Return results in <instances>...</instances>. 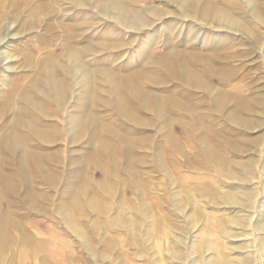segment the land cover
Here are the masks:
<instances>
[{"label":"rangeland","instance_id":"1","mask_svg":"<svg viewBox=\"0 0 264 264\" xmlns=\"http://www.w3.org/2000/svg\"><path fill=\"white\" fill-rule=\"evenodd\" d=\"M260 1H193L229 12L247 32L202 20L175 0H56L43 22L23 30L28 12L21 14L0 63V104L37 75L41 59H58L68 46L79 49L82 74L60 112L45 98L53 141L32 139L36 158L25 172L3 142L12 117L6 110L0 119V264H264V114L258 110L252 118L262 124L246 130L213 109L218 93L264 94ZM164 54L202 75L215 94L169 74L161 82ZM127 77L160 103L181 100L191 111L140 110L126 93L140 121L129 122L120 94ZM90 117L96 127L72 142L71 119L85 125Z\"/></svg>","mask_w":264,"mask_h":264},{"label":"bare ground","instance_id":"2","mask_svg":"<svg viewBox=\"0 0 264 264\" xmlns=\"http://www.w3.org/2000/svg\"><path fill=\"white\" fill-rule=\"evenodd\" d=\"M175 1L178 3L181 2V4L185 5L184 7L186 11H192L194 15L196 16L199 15L200 17H202V20L204 19L207 22L218 25L225 24V26H227V24H229V27L231 29H238L247 32V28H245L242 25V23L238 22V20L236 21L235 19H232L229 12H225L220 8L218 9V7L216 6H212V5L204 6L202 5V3L196 4L195 2H193L194 0H175ZM55 3L56 0H0V50H1L0 63L2 60L6 61L9 56L7 51L9 47V40L7 39L8 37L11 36L12 38H15L17 36L13 33L14 31L13 28L15 26L14 24L18 23L19 19L21 18L22 16L21 14L24 11L28 12L27 18L24 20V22H22V24L19 25L20 29L23 30L27 28L28 29L35 28V26H37V22H40V19L37 20V18L41 17V22H43L42 15L45 14L47 11H49L50 8L52 10L53 9L52 5ZM256 4L258 7V3ZM122 13L123 12H121L120 14L122 15ZM262 14L263 12L261 13V11L256 10L255 18L258 20L259 23L264 22ZM7 21H9L8 24ZM45 28H48L47 29L49 30L48 32H51L53 25H48L46 23ZM73 28L74 27H72V29ZM7 32L8 34L6 38L1 37L3 33H7ZM255 37H256L255 39H257L258 41L261 39V37L258 36ZM66 40L67 42L69 40L72 41V38L70 39L68 38ZM78 50L79 49L77 47L68 46L64 48V51L61 53L58 59H53V58L41 59L40 62L38 61L39 62L38 66L41 68L36 70V72L38 71L37 75L35 74H34L35 76L32 75L33 77H31L32 79H30L29 82L28 80L30 77H28L26 79L28 83L27 82L25 83L26 80H24L22 83L12 86L11 90L9 91V97L7 96V98L5 97L4 99H2V103L0 104L1 106L0 119L4 120V118L6 117V114L4 112L7 110V117L8 118L10 116L12 117L13 125H14L13 126L14 128L11 129L10 132L11 133L10 139L4 138L3 142L10 148V152L12 154L19 155L18 166L20 171L22 172L26 171L27 163L35 162V158H36L35 154L33 151L29 150L32 139L35 138L40 139L43 142L53 141L52 138L54 136V133L52 127L44 125L45 118H47V115H43L44 114L43 106L46 103V99L48 101L49 98V102L54 104L58 108V111L60 112L63 109L64 104L67 102L68 96L71 95V93L73 94L75 92V88L78 86L82 74V73L80 74L81 71L79 67L80 62H78L79 58L77 56ZM51 52H47V53H51ZM64 58L66 62L63 65L58 60ZM33 59L34 57L30 58L29 60L32 61ZM32 63L37 64V62H32ZM157 64L161 67L162 70L163 77L160 78L161 82H163L164 80H168L167 78H165L164 75L169 74V76L174 80H184L186 85L189 87V89L195 88V89L205 90L206 92H208V94H210V96H213V94H215L213 93L214 90L213 87L208 83H206L205 81H203V79L201 78L202 75L198 76L195 71H193L189 67H186L185 62L179 61L177 60V58L171 59L169 58V55L164 54L157 60ZM184 67L186 68V70L183 69ZM211 71L212 73L218 76L223 74L221 73L222 71L220 72L219 70L213 69ZM223 76H225V74H223ZM109 78L113 81L112 77ZM140 78H144V77L140 75ZM68 80L70 81L69 84H67ZM114 80L117 81L118 79L114 78ZM123 82L125 84V90L122 91V93L119 91L121 94V100H123L121 104L122 105L121 112L124 118H126V120H128L131 123L139 125L138 123L140 121L139 122L137 121L138 116L135 117V115L132 114V112L129 109H127L132 103L130 100H127L128 94H127V98H125L126 93L131 94L132 96L130 97L135 98L136 102L138 103L136 106L140 108V110L146 109L149 112L157 113L161 109H164V111L166 110L164 105L169 106L171 104L172 105L175 104L179 109L185 110L187 112L191 111L190 107L181 100L174 101L168 98L166 101H164L165 103L163 102L164 104H162V101L160 103L158 96L150 95L149 93H147V91L149 90L145 91V89L143 88H137V86L133 83V81L128 77L123 79ZM161 82L152 79L150 80V84L152 85ZM30 88L32 89V91H30ZM46 90H48V92H46ZM37 94L38 95L40 94L44 98L38 100L37 102V100L35 99V97H38ZM213 99L215 100L213 107L214 112H216L219 115V117L222 118L224 117V119L230 122L231 124L240 126L241 128H244L246 130L253 129L255 128V126H260L262 124L261 122L254 120L252 117L254 114L258 112V110H261L260 113L264 114V94L259 95L253 99H249L247 98V96H243L242 94L229 95L228 93L224 92V93L215 94ZM20 101L24 103L21 104ZM23 105H27V107L30 108V111L26 112L27 109L24 112L20 111L19 106H23ZM32 110L33 112H38L39 115H41V117L39 116L37 117L32 112ZM135 114L138 113L135 112ZM56 118L57 116H55V119ZM56 121H58V119ZM71 123L73 124H70L72 131L70 133L69 138L71 139L72 142L77 141L81 137V135L84 132H86L87 129L89 128L94 129L97 124L94 117H90L89 122H87V124L85 125L82 124L81 120H75V119L74 120L71 119ZM195 123L198 122L195 121ZM238 148H240V146H237L235 150L238 151ZM211 157L214 160L215 164L218 163L220 164V161H222L219 158V156L215 154H211ZM233 203L238 204L236 199ZM4 219L6 221L5 225H8L9 218L5 217ZM259 252L262 253V249L259 250ZM219 264H225V262L221 260Z\"/></svg>","mask_w":264,"mask_h":264}]
</instances>
